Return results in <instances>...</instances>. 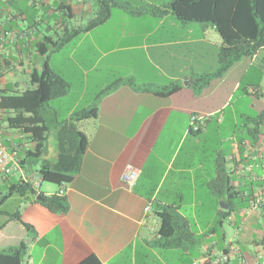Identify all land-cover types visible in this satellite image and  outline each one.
Wrapping results in <instances>:
<instances>
[{
	"label": "crops",
	"instance_id": "1",
	"mask_svg": "<svg viewBox=\"0 0 264 264\" xmlns=\"http://www.w3.org/2000/svg\"><path fill=\"white\" fill-rule=\"evenodd\" d=\"M171 1L0 0V30L10 33L0 40V87L26 90L25 78L41 74L48 59L79 93L63 121L89 91L94 98L81 110L98 108L96 118L78 123L89 145L80 173L64 185L68 211L55 214L36 202L41 193H59V185L43 192L41 184L36 196L10 195L13 211L0 207L1 248L27 246L21 262L2 264H80L90 256L102 264H167L171 255L200 264L222 253L228 264H264V202L250 205L264 200V47L221 71L223 40L215 27L179 20ZM105 8L102 23L74 35ZM46 37L62 46L42 55L37 45ZM194 114L207 118L197 133L190 130ZM58 117L51 106L48 160L58 154ZM5 118L0 111L6 126ZM0 143L20 145L22 157L36 146L9 129ZM128 165L139 170L132 190L122 181ZM35 177L22 167L0 188L10 194L15 183ZM165 210L194 234L185 248L158 242ZM17 214L33 229L11 221ZM190 222L206 223L194 229Z\"/></svg>",
	"mask_w": 264,
	"mask_h": 264
},
{
	"label": "trees",
	"instance_id": "2",
	"mask_svg": "<svg viewBox=\"0 0 264 264\" xmlns=\"http://www.w3.org/2000/svg\"><path fill=\"white\" fill-rule=\"evenodd\" d=\"M169 9L183 22L208 23L215 27L223 40L219 54L221 71L228 70L239 59L246 56L251 57L264 47V0H172ZM109 13V8H105L87 27L76 30L74 35L86 32L91 27L102 23ZM61 46L57 45V42L51 37H46L38 43L37 49L40 54L48 55L49 52L55 51ZM1 77L0 75V80ZM31 84L32 87L24 91H19L10 84L0 87V111L6 115L7 129L29 135L31 141L36 144L21 158V167L26 171H36L41 182L59 186L71 183L82 169L89 145L88 137L80 129L78 123L96 118L98 108L92 106L80 110L69 121L60 122L57 133V157L55 160L45 159L43 156L51 133L47 119V112L51 108L50 103L55 99L67 96L70 85L49 67L48 59L44 62L41 74L31 78ZM200 131L201 129L192 132ZM13 189L1 200L0 207L12 194L21 197L26 194L38 195L32 182L28 180L15 183ZM41 196L43 200L36 199V202L50 212L65 214L68 211V202L63 195L41 193ZM160 217L161 227L158 242L162 247L185 248L183 243L186 237L196 239L194 234L189 231L187 222L180 220L174 212L165 210L160 214ZM10 219L21 223L27 230L33 229L31 225L21 220L19 214L12 215ZM26 253L27 246L24 242L15 247L1 250L0 264H2V260L21 262ZM190 255L193 259L199 258L196 253ZM80 264L102 263L96 256H90ZM185 264H193V262L190 259ZM200 264L212 263L207 259Z\"/></svg>",
	"mask_w": 264,
	"mask_h": 264
},
{
	"label": "built area",
	"instance_id": "3",
	"mask_svg": "<svg viewBox=\"0 0 264 264\" xmlns=\"http://www.w3.org/2000/svg\"><path fill=\"white\" fill-rule=\"evenodd\" d=\"M10 33L3 32L0 30V40L3 41L4 38H8ZM2 48L3 45L0 44ZM206 117L199 115H192L190 119V130L198 131L201 129L202 125L206 121ZM7 127L0 123V138L5 133ZM22 158L21 154V146L18 144H14V146L9 149L4 144L0 143V180H5L8 177L14 175L17 172H21L22 167L20 164V160ZM139 170L131 165H128L123 174L122 181L126 184V186L132 190L138 180ZM26 180V179H25ZM41 179L39 177H35L32 181L33 187L35 189H39L41 185ZM65 193V187L62 185L61 190L59 191L60 195ZM264 200L262 198H253L250 201L251 208L256 209L262 206ZM146 211L150 210V205H148L145 209ZM212 264H227L230 260L227 254L222 253L220 256L209 259Z\"/></svg>",
	"mask_w": 264,
	"mask_h": 264
},
{
	"label": "rangeland",
	"instance_id": "4",
	"mask_svg": "<svg viewBox=\"0 0 264 264\" xmlns=\"http://www.w3.org/2000/svg\"><path fill=\"white\" fill-rule=\"evenodd\" d=\"M135 1V0H132V2ZM25 81H27L28 83V87H32V84H31V81H30V77H26L25 78ZM69 94L68 97H62V98H59V99H55L53 100L51 103H50V106L52 107H55L56 109H58L59 111V117L57 118V124H59L60 122L63 121L64 119V114L66 112L67 109H69L70 107L73 106V104L75 103L76 99L79 98V93H78V89L76 87L73 86V89L72 90H69ZM93 91H89V93L87 94V96L83 99L82 103H81V106L80 108L78 109L79 111L81 110V108L83 107V105L88 102L90 99H93ZM78 112V111H77ZM58 126V125H57ZM51 129L54 128V125L51 124ZM38 167V166H37ZM40 178V177H39ZM41 181V180H40ZM42 184V191L43 192H46L47 191V188L50 187V188H55V190H57L58 188V185L56 184H53V183H48V182H41ZM9 194V189H4V188H0V202L1 200L7 196ZM15 201L11 198H8L7 200L4 201V203L1 205V208L2 210L4 211H13L14 207H15ZM6 219V216L3 215V214H0V227L1 225L4 223ZM192 227L195 229V225L200 222H190ZM206 222H201L200 225H205ZM19 226V225H18ZM9 233L10 232H13L15 235L17 234L16 230L14 229V227H11L8 231ZM3 246L0 245V250L1 249H5V248H1ZM165 261L167 264H181L180 260L178 259V256L177 255H171L169 257H166L165 256Z\"/></svg>",
	"mask_w": 264,
	"mask_h": 264
},
{
	"label": "water",
	"instance_id": "5",
	"mask_svg": "<svg viewBox=\"0 0 264 264\" xmlns=\"http://www.w3.org/2000/svg\"><path fill=\"white\" fill-rule=\"evenodd\" d=\"M37 199H38V200H40V201H42V200H43V198H42V196H41V195H39V196L37 197Z\"/></svg>",
	"mask_w": 264,
	"mask_h": 264
}]
</instances>
